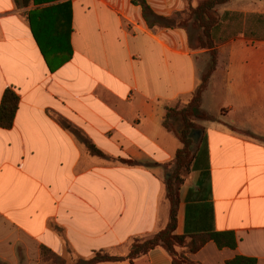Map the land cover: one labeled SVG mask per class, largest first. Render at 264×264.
Listing matches in <instances>:
<instances>
[{"label": "crops", "instance_id": "obj_1", "mask_svg": "<svg viewBox=\"0 0 264 264\" xmlns=\"http://www.w3.org/2000/svg\"><path fill=\"white\" fill-rule=\"evenodd\" d=\"M67 1L70 19L67 10L34 19L47 47L59 41L43 32L59 28L64 50L52 68L29 21L34 0H0V103L7 87L20 96L13 126L0 127V264H42L43 245L72 264L99 251L124 256L168 225L167 180L183 143L164 126L166 106L189 101L213 49L202 108L216 120L198 121L176 233L235 234V248L209 241L187 253L198 264H264V0L218 5L214 48L199 46L192 27L151 28L132 0L41 7ZM147 1L176 19L189 6ZM134 264L173 262L157 247Z\"/></svg>", "mask_w": 264, "mask_h": 264}, {"label": "trees", "instance_id": "obj_2", "mask_svg": "<svg viewBox=\"0 0 264 264\" xmlns=\"http://www.w3.org/2000/svg\"><path fill=\"white\" fill-rule=\"evenodd\" d=\"M54 0H34L35 4L39 6L30 12L29 21L33 28L36 39L39 43L41 51L50 67L52 62L50 57L53 52L55 55H60L64 50L61 45V36L59 28L50 32L44 31L43 37L56 38L59 43H51L50 47L46 46V40L37 31L35 18L47 19L49 15L57 10L66 11L68 18H71V3L69 1L62 4H52L47 7L40 5L46 2H53ZM232 0H204L197 6L192 5L191 0H188L189 6L184 11L186 17L182 18L181 13L179 17L181 21L177 23L174 17H165L158 15L147 0H132V3L139 5L142 8L143 17L147 24L151 27H173L175 25L192 27L194 30L199 31V46L206 48H214V42L211 39L213 30L219 23V17L214 14L215 8L218 5L228 3ZM71 30V29H70ZM212 58L208 68L204 71L201 81L187 102L181 100L168 104L166 106V115L164 126L168 131L174 132L183 143V147L178 150L175 160L173 162V170L167 180V196L171 203L170 220L168 225L148 238H135L131 251L128 255H114L106 251L96 252L91 258L87 260L78 261L75 264H101L113 263L121 261H129L131 264L143 255H146L150 250L161 247L170 255L173 264H198L189 258L187 253H195L200 250L207 242L214 241L219 248L229 247L235 248L237 246V239L233 232H209L199 233L193 235H179L176 233L177 229V213L180 203V188L185 182L187 174L190 172L194 158V148L191 146L194 143L193 138L190 136L193 130L200 128L198 121H212L216 120L215 116L209 114L202 108L203 94L208 88L210 78L215 72L218 64V51L212 50ZM68 55L62 56L60 61H64L70 57ZM20 96L17 91L12 87H7L4 91L0 103V127L11 128L13 126L17 110L19 108ZM182 120V127L178 128L179 121ZM90 152L104 156V153L96 148L94 145L89 146ZM128 164H135L136 161L119 159ZM41 262L51 260V264H67L66 260L55 253L52 249L41 246ZM227 264H257L256 258H249L237 256L229 260Z\"/></svg>", "mask_w": 264, "mask_h": 264}, {"label": "rangeland", "instance_id": "obj_3", "mask_svg": "<svg viewBox=\"0 0 264 264\" xmlns=\"http://www.w3.org/2000/svg\"><path fill=\"white\" fill-rule=\"evenodd\" d=\"M202 1H204V0H195V2H198V4L200 3V2H202ZM39 5L38 4H35V8L36 7H38ZM41 6V5H40ZM255 8V7H254ZM183 17H186V15L184 16V15H182V18ZM178 22L179 21H181V18H177L176 19ZM206 104V106H214V104H215V102H214V96H211L208 100H207V102L205 103ZM134 242V240L132 241V243ZM131 248H132V246H131ZM131 251V249L129 250V252ZM129 254V253H128ZM128 254H125L124 256H126V255H128ZM64 258V257H63ZM65 260H66V262H67V264H72V263H74V261H71V263H70V260H68V259H66V258H64ZM52 263V261L51 260H48L47 262H42V264H51Z\"/></svg>", "mask_w": 264, "mask_h": 264}, {"label": "water", "instance_id": "obj_4", "mask_svg": "<svg viewBox=\"0 0 264 264\" xmlns=\"http://www.w3.org/2000/svg\"><path fill=\"white\" fill-rule=\"evenodd\" d=\"M190 136L193 138L194 143L197 142V141H198V137H199V131H197V130H193ZM194 143H193V145L191 146L192 148H193V146H194Z\"/></svg>", "mask_w": 264, "mask_h": 264}]
</instances>
